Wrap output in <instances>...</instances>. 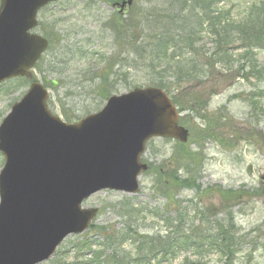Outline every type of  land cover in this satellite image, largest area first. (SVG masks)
<instances>
[{"label":"rangeland","instance_id":"1","mask_svg":"<svg viewBox=\"0 0 264 264\" xmlns=\"http://www.w3.org/2000/svg\"><path fill=\"white\" fill-rule=\"evenodd\" d=\"M113 1L58 0L38 15L37 31L47 36L51 45L33 71L35 78L47 85L50 110L64 121L75 122L97 112L109 95L148 86L153 78L163 76L167 82V67L174 71L177 66L176 59L164 56L154 61L155 55L136 52L135 43L139 44L141 30L154 31L150 22L154 24L155 16L164 21L167 13L178 8V1L134 0L132 13L128 12L123 23ZM261 1L224 0L215 8L223 13L226 23L234 24ZM127 28L133 31L127 33ZM200 35L194 48L199 54L210 53L214 40L208 32ZM232 36L236 38L224 45L230 60L216 57L214 67L207 68L205 75L200 73L201 79L182 84H192L201 95L200 106L189 105L190 110L182 112V116L189 115L182 123L190 132L184 145L196 153L188 169L178 141L153 138L143 156L150 167L139 179V193L109 189L93 193L82 204L98 208L92 225L83 233L66 237L52 259L41 264H190L201 259L206 264H223L224 259L216 254L200 258L190 249L179 252L175 259L162 253L140 256L146 255L149 247L139 245L140 236H167V218L175 215L177 202L189 210L187 219L196 206L219 219L231 212L241 236L247 235L242 240L251 243L231 264H264V42L249 49L235 31ZM247 50L250 52L245 55ZM182 52L181 58L187 61L193 56L189 50ZM29 84L25 78L0 84V123ZM3 163L0 153V166ZM189 168L195 185L175 186V174L186 177Z\"/></svg>","mask_w":264,"mask_h":264},{"label":"water","instance_id":"2","mask_svg":"<svg viewBox=\"0 0 264 264\" xmlns=\"http://www.w3.org/2000/svg\"><path fill=\"white\" fill-rule=\"evenodd\" d=\"M56 0H0V83L31 70L48 40L30 30ZM31 69V70H30ZM34 81L0 124V264H39L69 234L86 230L97 208L82 203L103 189L139 191L141 156L152 137L187 142L189 131L165 91L112 95L97 113L67 123L51 113ZM192 264H202L194 262Z\"/></svg>","mask_w":264,"mask_h":264},{"label":"trees","instance_id":"3","mask_svg":"<svg viewBox=\"0 0 264 264\" xmlns=\"http://www.w3.org/2000/svg\"><path fill=\"white\" fill-rule=\"evenodd\" d=\"M177 1L179 4L178 8L167 13L164 16V21L162 16H155L154 24L148 19L150 26L155 29L148 33L141 30L137 47L141 52L148 53V55L151 53L152 56L155 55L154 61L162 60L164 56H167L169 59H176L175 63H177V66L173 67L176 71H171L170 66L167 67V82L162 76L161 78L151 79L149 85L167 89L171 93L175 105L183 112L190 110L189 105L191 107L200 106L199 103L201 102L199 91L192 84L183 87V82L192 83L196 79H201L200 73L202 72V75H205L207 68L212 69L216 57L222 58V60L228 57V60H230L228 48L224 45H227L232 39L236 38L232 36L234 31L237 33V38L241 39L249 49L254 47V45H259V42H264V0L261 3L254 4L255 10L234 24L226 23L222 18L223 13L221 11L216 12L217 8L215 7L224 0ZM148 16H152V14ZM203 30L215 36L216 46L210 53L204 51L199 54L194 45L200 39V34ZM126 31L127 33L132 32L133 28H131V31L127 28ZM188 50L192 51L193 56L187 61L185 58H181V56L183 54L182 51ZM183 61L185 62L184 64H182ZM189 62H193L194 64L191 67H187L186 64ZM169 77H173L174 82L169 81ZM106 93H108V90ZM187 114L188 112L180 117L181 123L184 124L188 121L189 115ZM181 146L184 154H186V156L184 155L185 157H182V161L188 169L187 165L196 153L190 152L184 144H181ZM186 172L188 173L186 177L175 174L172 183L175 186L182 184L181 186L186 185V187L195 185V181L192 184V180L190 179V168ZM176 206L177 210L173 211L175 215L169 212L171 218H167V227H169L167 229V236L164 237L159 234H142L140 236L141 242L139 245H149L147 254L142 255L141 253V257H149L162 253L165 256L169 254L171 258L175 259L179 252L190 249L199 255L200 258L216 254L221 257V261L224 259L223 264H231L234 262L236 255L242 253L251 244L249 241L242 240L247 235L241 236L231 212L219 219L216 214L206 215L205 209H202V211L199 208L197 209L196 206L192 210L193 216L189 218L191 219L190 223V221L188 222L189 219H187L188 216L186 217L189 210L181 208L180 202H177ZM128 210L131 209L128 208ZM213 217L217 218L211 219ZM195 221H197V224H195ZM175 222H177L176 225L174 224ZM163 237L166 239L161 241ZM203 261V263L206 262V260ZM60 264L74 263L62 262Z\"/></svg>","mask_w":264,"mask_h":264},{"label":"flooded vegetation","instance_id":"4","mask_svg":"<svg viewBox=\"0 0 264 264\" xmlns=\"http://www.w3.org/2000/svg\"><path fill=\"white\" fill-rule=\"evenodd\" d=\"M121 1H124V0H115V1H113V3H112V7H113V9L115 10V11H118V12H120V13H126L125 11H127V9H128V7L129 6H126V7H124L122 10H121V5H120V3H121Z\"/></svg>","mask_w":264,"mask_h":264}]
</instances>
